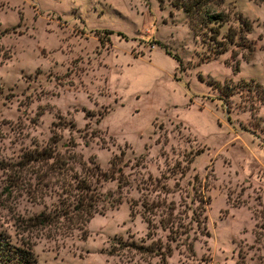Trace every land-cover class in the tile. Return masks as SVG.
Here are the masks:
<instances>
[{"label":"rangeland","instance_id":"374dc122","mask_svg":"<svg viewBox=\"0 0 264 264\" xmlns=\"http://www.w3.org/2000/svg\"><path fill=\"white\" fill-rule=\"evenodd\" d=\"M260 89L264 0H0V229L30 264H159L121 244L163 241L141 214L168 206L202 224L165 264H264ZM84 174L119 202L75 225L60 207Z\"/></svg>","mask_w":264,"mask_h":264},{"label":"trees","instance_id":"16d2710c","mask_svg":"<svg viewBox=\"0 0 264 264\" xmlns=\"http://www.w3.org/2000/svg\"><path fill=\"white\" fill-rule=\"evenodd\" d=\"M197 1V0H196ZM201 14L204 17L205 21H216V20H223L224 16L222 12H211L207 7L202 6ZM187 11V8H184ZM244 27L245 29L248 28V23L244 20ZM191 26V25H190ZM117 34L124 36L121 32H117ZM165 53L172 56L176 61L178 58L171 54L169 51L165 50ZM236 66H234L235 69ZM256 86H258L256 84ZM261 88V87H260ZM262 94L264 92L260 89ZM51 151H47L46 148H42L41 150L33 151L29 153L27 158L31 161H39L41 159H48L52 156ZM64 162V161H63ZM97 170V167H94ZM97 175V172L95 171ZM90 176L84 174L79 175L75 178V182L72 185L73 191H75V199L71 203H65L60 207L61 216L66 219H71L75 225H78L85 220H87L92 213L98 212L102 213L104 209L111 208L113 205L119 202L118 198L110 200V203L106 205L100 203L101 200L94 195L95 186L90 182ZM147 205V204H144ZM170 208L166 206L165 214L158 218L157 222L155 223L152 220L154 215L152 206H143V211L141 214L142 220L146 224V232L145 235L152 238L151 235L154 233L153 229L156 228L158 225L160 229H166L167 233L165 234V239L162 241L158 236L150 240L149 244H134L132 241L121 244L123 250L126 251L132 249L136 250L138 253H145L149 256H157L159 264H165V257L170 254L171 248L169 246V240H176V230L180 229L184 231H188L191 228V223L197 227L202 220L200 217L195 218L192 214L187 220V222H182L180 218H177L172 212L169 210ZM26 227L33 228V227H43L50 224L51 217L48 212L39 211L36 214L32 215L31 217L27 218ZM202 224V223H201ZM186 229V230H184ZM30 242L23 241L19 244H14L9 239V236L0 229V264H30L33 261V257L31 254L30 249ZM187 250L191 251V245L187 244ZM107 254H114L113 248L110 247L109 250L106 252Z\"/></svg>","mask_w":264,"mask_h":264}]
</instances>
